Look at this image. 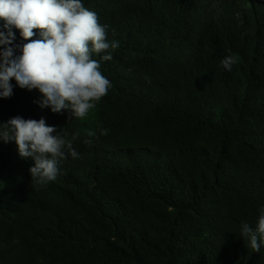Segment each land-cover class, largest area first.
<instances>
[{"label": "trees", "instance_id": "1", "mask_svg": "<svg viewBox=\"0 0 264 264\" xmlns=\"http://www.w3.org/2000/svg\"><path fill=\"white\" fill-rule=\"evenodd\" d=\"M83 3L119 43L111 87L83 119L0 98L79 153L41 185L0 141V264H264L239 232L264 206V0Z\"/></svg>", "mask_w": 264, "mask_h": 264}, {"label": "clouds", "instance_id": "2", "mask_svg": "<svg viewBox=\"0 0 264 264\" xmlns=\"http://www.w3.org/2000/svg\"><path fill=\"white\" fill-rule=\"evenodd\" d=\"M238 21L245 23L243 13ZM108 28L83 0H0V98H10L16 86L38 90L40 95L33 103L41 109L67 110L71 118L83 119L111 87L100 65L112 59L119 43L107 40ZM94 55L100 59H93ZM238 59L229 54L220 64L231 71ZM99 131L107 134V129ZM0 141L14 142L19 156L33 161L31 180L41 185L56 180L61 160L69 155L79 157L72 141L44 117L16 115L0 121ZM239 232L247 247L260 252L264 206L259 208L255 225L242 222Z\"/></svg>", "mask_w": 264, "mask_h": 264}]
</instances>
